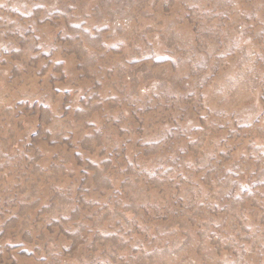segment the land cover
<instances>
[{"label": "rangeland", "instance_id": "rangeland-1", "mask_svg": "<svg viewBox=\"0 0 264 264\" xmlns=\"http://www.w3.org/2000/svg\"><path fill=\"white\" fill-rule=\"evenodd\" d=\"M0 264H264V0H0Z\"/></svg>", "mask_w": 264, "mask_h": 264}]
</instances>
